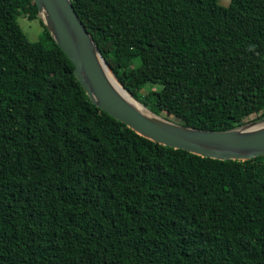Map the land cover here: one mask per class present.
<instances>
[{
	"label": "trees",
	"instance_id": "obj_1",
	"mask_svg": "<svg viewBox=\"0 0 264 264\" xmlns=\"http://www.w3.org/2000/svg\"><path fill=\"white\" fill-rule=\"evenodd\" d=\"M71 2L151 111L207 130L264 118V0ZM0 264H264V156L138 135L90 101L33 0H0Z\"/></svg>",
	"mask_w": 264,
	"mask_h": 264
},
{
	"label": "water",
	"instance_id": "obj_2",
	"mask_svg": "<svg viewBox=\"0 0 264 264\" xmlns=\"http://www.w3.org/2000/svg\"><path fill=\"white\" fill-rule=\"evenodd\" d=\"M37 17L73 65L90 101L138 135L175 149L218 160H251L264 156V118L226 130L186 126L156 114L135 99L118 81L71 0H33ZM109 71L120 83L118 88Z\"/></svg>",
	"mask_w": 264,
	"mask_h": 264
},
{
	"label": "rangeland",
	"instance_id": "obj_3",
	"mask_svg": "<svg viewBox=\"0 0 264 264\" xmlns=\"http://www.w3.org/2000/svg\"><path fill=\"white\" fill-rule=\"evenodd\" d=\"M220 4L227 5L229 0H218ZM16 21L21 27L22 31L26 34L31 41H37L42 34V27L38 19L29 20L24 16H17ZM176 120V119H174ZM177 121V120H176ZM255 115L249 116L244 123L257 122Z\"/></svg>",
	"mask_w": 264,
	"mask_h": 264
},
{
	"label": "bare ground",
	"instance_id": "obj_4",
	"mask_svg": "<svg viewBox=\"0 0 264 264\" xmlns=\"http://www.w3.org/2000/svg\"><path fill=\"white\" fill-rule=\"evenodd\" d=\"M109 76L112 78V80L114 81L115 85L122 89L123 93L126 95V96H130L125 90H123L122 86L120 85V83L115 79V77L111 74V72L109 71Z\"/></svg>",
	"mask_w": 264,
	"mask_h": 264
}]
</instances>
